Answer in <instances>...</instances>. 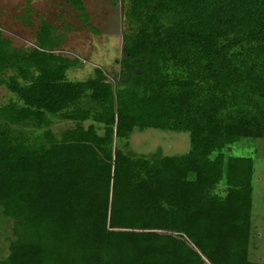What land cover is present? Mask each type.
<instances>
[{
	"label": "trees",
	"instance_id": "obj_1",
	"mask_svg": "<svg viewBox=\"0 0 264 264\" xmlns=\"http://www.w3.org/2000/svg\"><path fill=\"white\" fill-rule=\"evenodd\" d=\"M125 16L116 87L100 67L68 79L79 60L55 52L64 35L48 21L30 48L0 26L13 96L0 105V208L14 236L0 264H259L253 160L223 149L264 139V0H127ZM53 117L74 125L57 136ZM26 123L43 129L9 127ZM134 128L187 131L191 149L133 156L114 141Z\"/></svg>",
	"mask_w": 264,
	"mask_h": 264
},
{
	"label": "rangeland",
	"instance_id": "obj_2",
	"mask_svg": "<svg viewBox=\"0 0 264 264\" xmlns=\"http://www.w3.org/2000/svg\"><path fill=\"white\" fill-rule=\"evenodd\" d=\"M89 16V29L81 20L80 12L69 0H0V26L4 37L10 39L17 48H30L36 43V32L40 20L54 26L56 34L64 35V41L55 50L63 56L77 58L79 65L67 71L70 80H85L93 74L95 67L108 73L116 86L125 85L119 76L118 60L123 56L124 34H129L130 25L125 12L127 0H81ZM30 10V12H27ZM27 12V13H26ZM27 20L24 21V14ZM12 94L0 86V105L6 103ZM91 123L84 122L85 125ZM69 120L52 118L50 129L59 135L63 129L72 127ZM14 134L37 136L43 127L33 123L10 125ZM97 131L102 128L97 126ZM114 145L128 151L133 156L144 155H183L191 149L187 131L161 130L157 128H134L127 139H116ZM227 156H248L253 160L251 231L248 257L251 261L264 264V139L241 138L223 149ZM226 191L224 181L220 182L213 193L223 196ZM13 221L4 216L0 208V259L8 254L12 235Z\"/></svg>",
	"mask_w": 264,
	"mask_h": 264
}]
</instances>
